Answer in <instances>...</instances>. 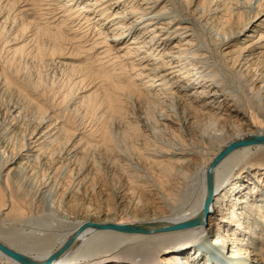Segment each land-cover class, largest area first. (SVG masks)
<instances>
[{
  "label": "bare ground",
  "instance_id": "1",
  "mask_svg": "<svg viewBox=\"0 0 264 264\" xmlns=\"http://www.w3.org/2000/svg\"><path fill=\"white\" fill-rule=\"evenodd\" d=\"M181 1L52 0V8L42 5L46 14L53 19L58 16L62 23L69 25L72 19H77L72 33L80 32L84 24L94 25V35L98 38L91 37L90 50L102 51L86 66L99 76L102 90L90 91L88 86L75 96L69 95V91L68 96L63 97L78 110L83 108L84 117L93 116L89 120L94 118L92 123L95 120L96 124H90V129L84 131L66 122L63 124L60 121L63 116L58 120L55 115L58 111L54 113L52 107L42 113L41 95L28 93L35 97L25 100L40 117H34V122L29 120L24 148L8 158L5 156L0 166L1 246L26 257L32 264H217L215 260L222 257L233 264H264V144L236 147L215 164L211 172V199L203 215L207 172L213 161L230 145L253 137L264 138V63L258 66L264 61V19L260 20L264 17V8L249 13L239 30L229 32L241 17L237 8L214 6L212 14L198 22L207 14L203 7L196 4L187 12L179 8ZM255 27L259 30H254ZM14 29L10 25L8 32ZM208 29L219 32L217 43L206 41ZM249 31L252 34L245 36L247 40L235 47L240 37ZM35 37L40 40L46 37L52 42L50 48H45L43 39L35 48V55H42L51 64L63 65L55 58L64 51L59 35L39 31L37 35L30 34L26 43L35 42ZM6 43L5 51L0 45L5 52L0 64V99L14 92L17 97H25L22 91L14 90L15 69L11 68L23 49L11 39ZM75 80L83 85L88 79L80 75ZM34 86L37 85L32 87L36 89ZM7 96L9 99V94ZM21 111L20 106L13 104L10 114L18 119ZM111 124H122L124 130L138 132L135 140L127 141L128 152L111 151L114 143L121 139L120 131L117 137L113 129L110 131ZM191 135L198 142L180 138ZM62 137L68 140L66 154L111 152L107 165L110 163L119 172L127 186L124 191L113 192L116 203L113 212L104 204L98 213L77 218L68 226L64 224L66 230H60L61 225L53 229L54 219L40 213L39 205L54 189L53 181L42 182L31 195L29 190L28 193L20 191L12 183L21 170L30 172L32 162L45 161L44 147L49 143L51 146V142L56 144L55 140ZM3 145L0 136V159L5 155L1 152ZM191 170L192 174L198 172V183L185 190L178 201L173 198L175 203H171L168 193L171 182L188 176ZM143 191H148L146 194L154 200L148 213H143L140 205ZM26 213L29 216L25 218ZM198 217L197 224L174 228ZM24 220L31 223L27 233L18 228ZM104 224L168 229L123 232L94 227ZM73 236L66 251L55 257ZM205 251L212 252L214 258L210 262ZM0 264L20 263L0 251Z\"/></svg>",
  "mask_w": 264,
  "mask_h": 264
},
{
  "label": "rangeland",
  "instance_id": "2",
  "mask_svg": "<svg viewBox=\"0 0 264 264\" xmlns=\"http://www.w3.org/2000/svg\"><path fill=\"white\" fill-rule=\"evenodd\" d=\"M163 2L164 1L159 3V5L157 4V9L160 8V6ZM53 3L54 2H52V0H0V45L4 47V49H3V47L2 48L0 47V64H2L1 62H3V60H4V57H5L4 51H5L6 45H8L6 43L8 40L11 39V42L15 41V45L17 47H22L23 50L21 51L20 54L17 55V58H15V60H14L15 62H13L11 65V68L15 69V73H14L15 76L13 75L14 80H16V76H18L16 82L13 80V82L16 83L13 85V87L15 86L14 90L16 91V89H18V91H22V94L25 93V94H23V95H25V97L24 96L17 97L14 95L15 92L12 94L7 93V94L3 95L0 99V101H1V104H0V109H1L0 110V136L2 137V139L4 141V145L6 144L5 146L3 145L2 149H1L2 155H4V154L5 155L3 156L4 158L2 157L0 159V160H2L0 162V166L3 165L4 160H6V157L8 158V156L12 153L15 154L17 152H20L22 150V148H24L25 143H26V138H27V135L29 132L30 123L34 122L35 118L37 119L38 117H40L39 112L37 113V111L32 109V107L30 108V105L28 104V102L25 99H27L29 101V100H33V97H35V95H39V96L41 95V97L44 99V101L46 100L44 102L42 99L40 101L41 103L39 102L41 109H43L42 113L48 109L47 107H49V109L53 108L52 110H54V113L58 111L57 113H55V115L57 114L56 117H58V120L63 118V120H60L63 124L66 122L65 124L70 125L71 127H77L78 129H82V131H84L86 129L89 130L92 125L96 124L95 120L92 123L94 118L92 120H89L93 116L87 115L86 117H84L85 112H84V110H82L83 108H81V109L79 108V110H78V108L69 104L70 103L69 101H66L63 99V97L68 96L67 93L69 91H70L69 95L72 94L73 96H75L77 91L82 90V88L86 89V88H88V86L90 88L87 90H90V91H92L94 89L97 90L99 88H100V90H102L101 89V87H102L101 86V83H102L101 79L99 78L98 75H96L95 72H92V70L91 71L87 70L88 66H86L87 63H89L93 60V58L96 54H98L99 52L102 51V49H99V51L94 53V50L93 51L90 50V45H92V43H91L92 41H90V39L92 36H96V35H94V28L95 27L93 24H89L88 26H86V24H84L82 26V28H84V29H81L80 32L72 33V30H75L74 25H76L77 19H72V21H70V22H72V24L68 25L67 23H62L61 18H58V16L54 19L51 18L50 15L46 14V12L43 10L42 5H45L44 8L50 9L53 7L52 6ZM196 4L203 7V9L207 13V14L203 15L202 17H200L198 19V22L203 21L204 18H208L209 16H207V15L209 13L212 14L214 6L225 5V6L230 7V8L231 7L237 8L241 13V17H240L239 21L236 22V24H234L232 26V29L229 30V32H235V31L239 30L242 27V25L244 24L245 18L247 17V15H249V13L251 15L252 13L255 12V9L257 10V8H258V10H261L262 8H264V0H182L179 8L189 12L190 10H193L192 6L196 5ZM193 15H195V13ZM71 17H74V15H72ZM262 19H264V17H262L260 20H262ZM9 22H10L11 26L13 25V29L15 28L14 30H12L10 32H8L10 25L7 24ZM80 22L82 23L83 21L81 20ZM90 23H92V22H90ZM257 23H259V22H257ZM3 28H4V30H3ZM256 29H257V31L259 30L258 28L255 27L254 30H256ZM254 30H252V31H254ZM39 31L40 32L44 31V32H47L48 34H55L56 33L59 35L61 46H62V48H64L63 49L64 51L61 53V55L56 56L55 58H57L58 61L63 63V65L51 64V63H49L48 60H45L42 55L41 56L35 55V48H37L39 46V44L41 45L43 43L42 42L43 39H44L43 40L44 43L42 45H44L45 48L47 46H49L47 48H50V46L52 45L51 44L52 42L49 41L46 37H43V38L40 37L41 40L39 38L35 37L33 39V41L36 40L35 42L29 43L30 45H28L26 43L29 41L27 39V37L30 36V34H34V35L36 34L37 35V33ZM251 32L250 31L245 32V34L240 37L239 41L237 43H235V47L240 45L244 40L246 41L247 39L245 36L252 34ZM85 33H86V35H85ZM218 35H219V32H217L215 29H211V30L208 29L205 31V39H207L206 41H211V42H213V44L215 42L216 43L218 42L217 39L220 38ZM88 36H89V38H86ZM96 37H94L93 39H96ZM5 40H6V42H5ZM48 43H50V44H48ZM9 44H13V43H9ZM26 47H29V48H26ZM31 58H33V59H31ZM39 58H41V59L43 58V59L40 60ZM263 63H264V61L262 60L258 66L261 67V65H263ZM19 65H20V67H18ZM19 68H20V70H19ZM257 70H256V72H257ZM19 72H20V74H19ZM80 75H84L88 79L86 81V83L87 82L88 83L87 84L84 83L85 86H84V84L82 85V84L75 82L76 81L75 79ZM242 77H243V79L245 78L244 76H241V78ZM18 79H20V80L18 81ZM35 80H37V81H35ZM20 81H21V83H20ZM73 81L75 82L74 84H73ZM33 82H36V83L34 84ZM20 85L22 87H20ZM28 85H29V88H28ZM33 85H37L38 88L36 86H34V87H36V89L32 88ZM16 86H17V88H16ZM24 86L27 87L28 89L25 88ZM37 89H38V91H37ZM25 90H27V91H25ZM23 91H25V92H23ZM30 91H33V93L36 92V94L35 95L32 94L30 96V94H28ZM8 94H9V99L7 96ZM56 94H57V97L55 96ZM10 97H11V100H10ZM56 98H58L57 102L55 100ZM2 99H4L3 102H2ZM5 101H6V103H5ZM13 104L14 105L16 104V105L21 107V110H22L21 114L22 115L20 114V117L18 119H13L12 115L10 114V109H11V106ZM50 104L53 106H51ZM59 104H60V106H59ZM22 106L24 107V109ZM50 107H52V108H50ZM75 108H76V110H75ZM73 109L75 110V112H78V113H75L73 111ZM69 110H72V111L70 112ZM82 111H83V113H82ZM69 112H70L71 119H70V117L68 118ZM23 114H25V115H23ZM75 114H76V116H75ZM29 115H30V117H29ZM25 116L29 117V119H28V117L25 118L27 122L24 121ZM61 116H63V117L61 118ZM83 118L84 119L88 118V119H86V121H85V120H83ZM9 119H11V120L9 121ZM22 119H24V120H22ZM29 120L30 121L32 120V121L30 122ZM72 120H73V122H71ZM82 120H83L84 124L82 123ZM87 120H89V121H87ZM88 123H89V125H88ZM7 124H9V125L11 124V125L9 126ZM74 124H75V126H73ZM90 124H91V126H90ZM119 126H120V129L118 128ZM4 127H5L6 132L4 131ZM122 127H124V125H122V124H120V125L119 124H111V126H110V131L113 129L112 131L114 132V133L111 132V134L113 133V135L115 134V137H117L116 134L119 135V131H120V135L118 137L122 139V140L118 139V141H116V143H114V147L111 151L114 150V151H118V152L119 151L120 152H125V151L128 152V150H126L128 148L127 146L129 145L128 142L130 140H133V139L135 140L136 136L138 137L137 131H135V130L133 131V130L128 129V128H126L127 130L126 129L124 130L125 127L124 128H122ZM2 128H3V130H2ZM122 130H123V133L121 132ZM15 132L17 134H15ZM132 132H133V134H132ZM130 133L132 135H130ZM25 134H26V136H25ZM124 134H125V136H124ZM134 135H136V136H134ZM123 136H124V138H123ZM129 136H131V138ZM128 138H129V140H128ZM180 138L183 141H189L191 143H194L195 140H196L195 143L198 142V139H196V137L195 136L193 137L192 135H191V137L190 136L189 137L181 136ZM60 139L55 140V143L57 142L56 144H54V142H51V146L49 143L46 145V147H44L45 161L39 162L38 160H36L35 162H32L30 165V172L23 171L24 169L21 170L20 172L18 170L19 173H17V175L14 178V181L12 183L20 191H26L28 193V190H29L30 191L29 193L31 195L35 191L34 189H36L38 187V185L42 184V182H46L48 179L53 181L52 183H53L54 189H52L49 196L46 197L44 199V201L39 205L40 213L42 211L43 215H45L46 217L54 219L55 222L52 221V226H55V227H53V229H58L61 225L60 230H66L65 227H66V225L67 226L69 225L68 224L69 222L72 223V222H74V220L77 221L76 220L77 218H78V220H80V219H83L84 217L92 216L93 213L94 214L98 213L104 204H107L108 209L111 212H113L114 209L116 208V203L114 202L113 194L116 193L117 191L118 192L124 191L127 186H126L125 182L122 180V178L120 177L119 172L115 171L111 167L110 163L107 165V163L109 162V159H110V156L108 154H110L111 152H108V153L100 152L99 153V151L96 150V151L92 152L93 155L91 154V152H90V154H89V152H85L88 156L85 155L84 152H81V153L75 154V155L72 153L66 154L65 150H66V145L68 143L67 142L68 140L63 139V137ZM7 140H8V142H7ZM62 140L64 141V143ZM120 141H123L124 144L122 142L120 144L119 143ZM59 142H60V144H59ZM117 142H118V144H117ZM61 145H63V147ZM116 146H120L119 148L121 150L116 149V148H118ZM49 147L51 150L49 149ZM4 150H5V153H4ZM48 151H50V152H48ZM47 152H48V154H47ZM66 155H68V156H66ZM263 160H264V157H263ZM33 163H36V164H33ZM56 164H57V166H56ZM199 164H201V162ZM17 166L19 167L20 164ZM200 167H202V164L198 168L200 169ZM35 169H36V171H35ZM31 173H32V175H31ZM192 173H193V171L191 170L190 172L187 173L188 176L171 182V185L169 187L170 189L168 191L169 197L171 196L170 197L171 203L174 200L181 199L182 195L187 190H189L191 186H195L196 183H198V174H197L198 172L196 171L194 174H192ZM29 174L31 177L29 176ZM53 177H55V178H53ZM84 182H86V183H84ZM79 183H80V185H78ZM59 184H60V187H59ZM174 184H175V186H174ZM8 186H9V188L11 187V182H10V184H8ZM74 187H75V189H74ZM173 188H175V189H173ZM74 190H76V191H74ZM147 192L148 191H146V193ZM146 193H145V191H143V193L140 196L141 197L140 198V205L143 209V211H142L143 213L149 212L148 209L153 205L152 201H154L152 196L150 194H146ZM63 194H64V196H63ZM77 195H79L80 197L79 196L77 197ZM176 195H178V197ZM129 197L130 196L127 195L126 198L130 199ZM68 198H69V200H68ZM72 198H75V199H72ZM173 198H174V200H173ZM103 201H104V203H103ZM173 203H175V202H173ZM73 204H74V206H73ZM94 207L96 208L97 211L94 210L95 209ZM28 216H29V214L26 213L23 217L26 218ZM20 223L18 225L20 227L17 226L19 229L23 228L26 233L30 231V230H28V227L31 225L30 221L27 222V220L26 221L24 220L23 222H20ZM22 223H24L23 224L24 227L21 226ZM64 224H66V225H64ZM62 226H64V229ZM36 233H38V232H36ZM205 254L208 255L207 257L209 259V262L211 259L214 258L211 251H209V252L205 251ZM222 258H220L219 260L216 259L215 260L216 263L217 264H233V262H229L228 260H225L224 258L223 259Z\"/></svg>",
  "mask_w": 264,
  "mask_h": 264
},
{
  "label": "water",
  "instance_id": "3",
  "mask_svg": "<svg viewBox=\"0 0 264 264\" xmlns=\"http://www.w3.org/2000/svg\"><path fill=\"white\" fill-rule=\"evenodd\" d=\"M254 144H264V138H259V137H253L249 140L237 143V144H233L230 145L225 151H223L211 164L210 168L208 169L207 172V196H206V202L204 205V210H203V215L206 214V212L208 211V202L211 199V194H212V176H211V172H212V168L215 166V164L221 159L223 158L227 153H229L230 151H232L234 148L242 146V145H254ZM200 222V218L198 217L196 220H194L191 223H185L182 225H176L174 228L176 229H181L183 227L189 226V225H194ZM97 229H108V230H118V231H123V232H152L154 230H165L168 228H155V229H148L146 227H142V226H120V225H114V224H104V225H96L94 226ZM172 228V227H169ZM75 236L71 237L66 243L65 245H63V247L54 255L55 257L62 254L63 252L66 251V249L70 246V244L72 243V240L74 239ZM0 251L3 252L5 255L11 257L12 259H14L15 261H17L20 264H32L31 262H29V260L22 256L19 255L17 253H14L12 251H10L9 249L3 247L0 245ZM53 259V256H52Z\"/></svg>",
  "mask_w": 264,
  "mask_h": 264
}]
</instances>
